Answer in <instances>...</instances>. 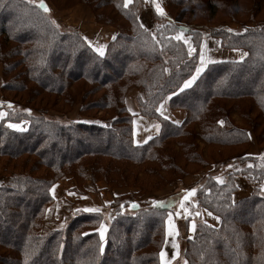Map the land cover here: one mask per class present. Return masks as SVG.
Segmentation results:
<instances>
[{"label": "trees", "instance_id": "1", "mask_svg": "<svg viewBox=\"0 0 264 264\" xmlns=\"http://www.w3.org/2000/svg\"><path fill=\"white\" fill-rule=\"evenodd\" d=\"M219 1L218 7L231 4L229 0H170V5L189 14L215 16ZM142 3L133 0L125 7L124 0L55 2L61 10L88 5L99 24L117 28L116 39L101 56L77 31H61L32 0H0L5 102L0 105L7 109L0 122V164L5 160V182L0 186V247L7 254L0 256V264H159L169 209L155 200L152 207L142 209L139 199L145 195V186L134 187L127 179L121 182L111 177L124 176L117 163L127 164V169L155 164L161 171L148 167L145 172L157 174V183L164 186L181 176L177 152L173 155L166 148L170 141L177 140L180 146L185 143L183 150L195 149L199 140L228 147L248 144L247 129L235 128L224 115L225 108L217 106L218 100L250 98L264 115V78L256 85L259 90L251 86L252 80L264 75V29L246 28L243 33L221 30L217 36L224 47L245 50V59L211 64L194 85L184 88L197 66L199 32L192 23L179 20L177 24L165 21L153 31L145 28L137 18ZM170 16L175 18L173 12ZM12 17L14 22L9 25ZM178 35L183 38L176 39ZM244 80L250 85L232 93L230 83ZM80 83H85V88L78 86L77 95L85 96L87 85L95 92L105 91L100 98L113 113L104 124L60 123L49 119L48 109L35 106L31 99L21 104L8 97L12 92L31 91L34 99L43 92L71 106L75 101L72 90ZM31 84L35 90H30ZM131 88L144 92V100H137L140 115L161 124L160 133L143 145L134 143L133 117L125 105ZM168 97L171 109L186 112L180 125L158 111ZM97 103L83 104V113L95 105L99 108ZM23 121L29 122L25 131L7 126ZM190 136L192 143L182 140ZM25 156L29 158L24 160ZM184 158L191 161L186 150ZM104 159L113 163L105 165ZM247 162L255 163L254 167ZM238 163L241 168L233 170L223 184L210 176L195 188L194 195H188L191 189L181 191L196 200L195 208L205 207L221 218L218 228L200 224L195 236L187 239L186 264H264V191L259 187L264 184V174L258 172L264 154L244 157ZM87 165H92L94 183L104 182L115 190L114 213L105 239L101 240L99 233L104 216L87 211L75 214L65 229L43 234L40 221L54 202L52 189L66 177L83 185ZM162 171L173 173L165 180ZM40 172L43 174L36 176ZM239 177L252 182L254 189L250 196L235 201ZM185 210L190 214L181 209L184 216L193 214L187 207Z\"/></svg>", "mask_w": 264, "mask_h": 264}, {"label": "rangeland", "instance_id": "2", "mask_svg": "<svg viewBox=\"0 0 264 264\" xmlns=\"http://www.w3.org/2000/svg\"><path fill=\"white\" fill-rule=\"evenodd\" d=\"M34 3L40 6L41 0H32ZM56 3L62 4L63 2H67L68 0H54ZM129 2L127 4L130 5L132 3ZM227 1V0H224ZM53 0H43V3L49 9V6L55 8L58 11H67L68 13H64L65 15L62 17L56 18L51 11H47L49 19L61 30V31H70L74 30L80 33L83 39L94 49V45L89 43V32L92 30V24H88L86 21H72L73 12L71 9L85 4H76L70 8H65L63 10L59 9L57 5H55ZM125 2V0H124ZM229 3L225 5V7H218L222 2H218L217 11L215 16L206 15H196L189 14L184 9L179 10L176 7L170 5V0H143V3L139 5L137 18L144 25L145 28L153 31L155 26H160L165 21L176 23L179 21L190 22L194 30L198 31L200 36L197 46H198V55H197V66L195 68L194 74L188 81H192L189 86H192L196 83V81L202 76V74L207 70V68L211 64H215L218 62L225 61H233L240 62L243 61L246 55L243 58L238 59V54H247V52L243 49H229L225 48L223 45V39L218 35L221 30H225L232 33H243L246 28L250 29H264V0H229ZM259 6H256V4ZM49 4V5H47ZM156 4L163 9L164 14H160L156 9ZM88 6V5H86ZM95 18L97 24H99L96 20L93 9L88 6ZM173 12L174 19H171L170 14ZM170 16V17H169ZM254 16V18H253ZM14 17V16H13ZM12 17L9 25H12L14 22V18ZM2 21H0V26ZM103 25V24H99ZM109 27H114L110 25H105ZM115 28V27H114ZM117 29V28H116ZM192 29V28H191ZM231 29L232 31H229ZM118 31V30H117ZM119 33V31H118ZM116 39V38H115ZM113 42V41H111ZM110 42V43H111ZM109 43V44H110ZM105 49L104 54L107 52L108 46ZM94 51H96L94 49ZM97 52V51H96ZM98 53V52H97ZM99 54V53H98ZM203 55L204 60L201 61V56ZM126 62L122 63L125 65ZM122 64H119L120 69L122 68ZM202 70L197 73L196 69L201 68ZM2 69H4L2 63L0 64ZM4 72V70H3ZM195 77V80L192 78ZM264 78V75L257 81L251 82V86L254 85V91L259 90L257 87V83ZM4 83V78H3ZM232 88V93H236L237 91H242L241 87L250 83L247 80L241 82H232L230 83ZM87 85V83H86ZM30 90H35V85H30ZM78 86H83L85 88V83H80L74 86L72 90V97L75 101L72 102L71 106H68L62 98H57L55 95H46L43 92L40 96L34 97L30 91L26 93H9L8 97L10 99H16L21 104H25L28 99L32 100V104L37 107H43L48 109V118L51 120L59 121L60 123L65 124H75V123H86V124H104V120L110 118L112 116L113 111H109L105 109L106 105L101 100L100 96L104 94V90L98 89L96 92L92 90L87 85V92L85 91V96L83 93L77 95ZM188 86V87H189ZM3 87V85H2ZM1 87V104H5L4 96ZM184 87V86H183ZM32 88V89H31ZM186 88V87H184ZM83 92V91H82ZM144 100L145 95L141 89L131 88L128 91V94L125 98V105L127 110L132 115L133 119V139H134V121L135 118L139 115V117L146 119L147 118L140 115V109L138 107V99ZM131 100V104H135L137 106V114H133L128 106V102ZM170 97L161 102L158 106V111L161 115L175 124H182L186 118L185 117L181 123H176L172 118L176 117L177 114L172 112L182 111V110H173L169 106ZM98 102L99 108L91 107V109L83 108V104L93 105ZM55 103V104H54ZM31 104V103H30ZM166 104L165 107L169 111L168 117L165 113L161 111V106ZM217 106L225 108L223 111L224 115L229 117V120L233 122V126L237 129H247L249 135L248 144L240 145V146H220V145H208L204 141H196L195 149L191 150V147H184L186 153L191 157V161L184 158L185 150H183V146L185 143L180 146L179 141L173 140L171 142V146L166 147L167 150L172 152L174 155L176 154V163L180 166V174L181 176L178 179L168 183L167 185H160V178L157 174L150 175L145 171L148 167H155L156 170L161 171V169L155 165L151 164H143L139 166L131 167V169H127L125 163H117L120 167L123 168V175L120 176L118 174H113L111 177L119 179V181H123L127 179L129 185L134 187L137 186H145V195H143L141 208H150L153 206L154 200L159 202V206L169 209V214L165 220V235L162 248L159 252V264H164V261H167L168 264H186L185 262V244L188 238H193L196 234V230L198 225L205 224L212 227L218 228L221 225V218L218 215L210 212L207 208L201 207L200 209L194 207V203L196 200L189 197L184 199L186 194L182 193V190L193 189L205 183L206 179L210 176L215 178V180L219 184H223L227 182L228 175L233 172V170H238L241 168L242 164L238 163L244 157L256 158L263 156L264 154V115L261 113L257 105L250 98L246 99H233V100H218ZM21 107V106H20ZM16 107L17 112H21V108ZM103 107V108H102ZM163 108V107H162ZM5 111V116H7V109L3 108ZM163 113V114H162ZM3 118V119H4ZM2 119V120H3ZM0 120V122L2 121ZM160 126L159 121L154 119ZM15 124L19 127L13 128L10 125ZM29 125V122L23 121L21 123H8L12 129L25 131ZM196 126H193L192 132H194ZM160 130L158 134L160 133ZM157 134V135H158ZM156 135V136H157ZM155 137V136H154ZM153 137V138H154ZM191 137V136H190ZM152 139V138H151ZM150 139V140H151ZM149 140V141H150ZM182 140L191 142L193 140V136L191 138L184 137ZM169 142V143H170ZM135 143V142H134ZM144 142L141 144L143 145ZM147 143V142H145ZM144 143V144H145ZM194 145V144H193ZM197 153V154H196ZM56 155L58 153H55ZM59 155V154H58ZM201 155V156H200ZM195 156V157H193ZM29 157L25 156L23 159H27ZM35 158V157H31ZM23 160V161H24ZM34 161V159H32ZM1 161V160H0ZM5 160H2V164H0V186L5 182V175L3 172V165ZM7 162V161H6ZM103 163L105 165H111L113 163L112 159H104ZM235 164V165H232ZM255 164V163H254ZM253 162H247V166L254 167ZM84 174V183L83 185L78 184L73 178L66 177L68 179H61L52 189V194L54 198V202L47 207L44 212L41 221L40 227L43 234H48L56 230H62L67 227V224L74 218L75 214L85 211V209L98 208L100 209L99 213L104 216L103 225L106 226V231L104 233V239L106 237L107 229L110 223V219L113 212V202H114V191L110 187H108L104 182L94 183L92 180V165H87L85 168ZM146 169V170H145ZM175 169L171 171L174 172ZM133 172H137L135 175ZM46 172V171H43ZM43 172L37 173L36 176H41ZM163 172V175L168 178L173 172ZM260 173L264 174V163L260 165ZM176 173V172H175ZM174 173V174H175ZM182 173H185L182 175ZM201 173L203 174L201 176ZM200 176V177H198ZM198 179L196 180V178ZM196 180V181H195ZM236 184L238 187L237 192L234 194V200L240 201L248 196H250L253 192V184L249 180L243 179L241 177L236 179ZM262 187L264 191V184L259 185ZM182 191V192H181ZM138 200V201H139ZM183 204V207H181ZM188 208L192 215L188 216L190 213L185 210ZM186 211L188 213L187 216H184L185 213L180 210ZM23 211V209L21 210ZM93 212V211H87ZM198 213V214H197ZM169 216H171V221H169ZM218 217V218H217ZM256 217V216H254ZM247 221V220H246ZM172 226H174V231L172 235H169V231L172 230ZM101 228V227H100ZM99 228V230H100ZM100 233V231H99ZM165 253L164 258H161V253ZM7 254V250L5 248L0 247V256H5ZM70 255V253H69ZM7 264V262H6Z\"/></svg>", "mask_w": 264, "mask_h": 264}, {"label": "crops", "instance_id": "3", "mask_svg": "<svg viewBox=\"0 0 264 264\" xmlns=\"http://www.w3.org/2000/svg\"><path fill=\"white\" fill-rule=\"evenodd\" d=\"M41 2V1H40ZM49 5V4H47ZM72 10V14L73 16V20L72 21H86L88 24H92V30H90L88 36H89V43H91L92 45H94V49L96 50L97 48L103 46V52H105V49L107 48V45L115 40V38L118 35V31L116 28L114 27H109V26H105V25H99L96 23L95 18L93 16V13L91 11V9L86 6V5H79ZM49 11H51V13L54 14V16L56 18L58 17H62L65 14L64 13H68L69 10L67 11H58L55 8H52L49 6ZM71 14V13H68ZM99 53V52H98ZM244 55L242 53L238 54V59H241ZM3 85V69L2 66H0V104L2 103L1 100V87ZM166 104H163L161 106V111L163 113H165L168 117L169 116V111L167 110V108L165 107ZM128 106L131 110V112L133 114H137V106H135V104H131V100L128 102ZM163 107V108H162ZM0 113H3V116H0V120H2L5 116V111L4 109L1 107L0 105ZM177 114V118L176 117H170L172 118L176 123H181V121H183L184 117H185V112L183 111H177V112H172ZM19 127V126H18ZM160 130V126L159 124L154 120V119H146V118H142L139 117V115L135 118L134 121V142L136 145H142V142H148L151 138H153L154 136H156L158 134ZM143 143V144H144ZM203 174L201 173V176ZM200 177V176H198ZM198 177L196 178V180L198 179ZM195 180V181H196Z\"/></svg>", "mask_w": 264, "mask_h": 264}, {"label": "snow or ice", "instance_id": "4", "mask_svg": "<svg viewBox=\"0 0 264 264\" xmlns=\"http://www.w3.org/2000/svg\"><path fill=\"white\" fill-rule=\"evenodd\" d=\"M129 2H131V0H125V7L127 6V4H128ZM40 7L44 8L45 11H49V9L47 8V6L43 3V0H41ZM156 9H157V11H158L160 14H164V13H163V9L159 6V4H156ZM229 31H232V30L229 29ZM182 38H183V37H182V36H179V35L176 37V39H178V40H179V39H182ZM185 43H187V40H185ZM96 51L99 52V54H100L101 56L104 55V52H103V46L97 48ZM243 55H247V54L245 53V54H243ZM242 58H243V57H242ZM203 60H204V57H203V55H202V56H201V61H203ZM202 67H203V65L201 66V68H197V69H196L197 73H199V72L202 70ZM192 80H195V77H193ZM191 82H192L191 80H190V81H186L185 84H184V87H188V86L191 84ZM162 114H163V113H162ZM3 115H4L3 113H0V116H3ZM221 123H223V122L221 121ZM10 127L17 128L18 125L12 124V125H10ZM195 192H196V189L193 188V189L190 190V192L188 193V195H194ZM187 198H188V196H185V197H184V199H187ZM156 203H159V202H156ZM135 206H136V205H133V207H135ZM181 207H183V204H181ZM85 211L99 212L100 209H98V208H91V209H85ZM197 214H198V213H197ZM217 218H218V217H217ZM169 221H171V216H169ZM99 231H100V237H101V240H103V239H104V233H105V231H106V226L103 225V224H101V228H100ZM173 231H174V226H172V230H170L168 234H169V235H172V232H173ZM100 251H101V252L103 251V246H102V245H101ZM164 256H165V253L162 252V253H161V258L163 259ZM164 264H168V262H167V261H164Z\"/></svg>", "mask_w": 264, "mask_h": 264}]
</instances>
